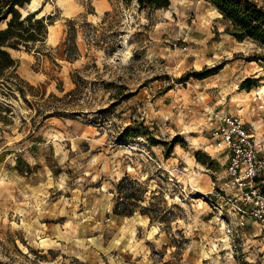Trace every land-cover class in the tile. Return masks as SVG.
Here are the masks:
<instances>
[{
  "label": "rangeland",
  "instance_id": "obj_1",
  "mask_svg": "<svg viewBox=\"0 0 264 264\" xmlns=\"http://www.w3.org/2000/svg\"><path fill=\"white\" fill-rule=\"evenodd\" d=\"M36 10L53 15L45 46L11 51L37 95L0 93V264H264V226L238 225L210 130L239 112L264 144V47L206 0Z\"/></svg>",
  "mask_w": 264,
  "mask_h": 264
},
{
  "label": "trees",
  "instance_id": "obj_2",
  "mask_svg": "<svg viewBox=\"0 0 264 264\" xmlns=\"http://www.w3.org/2000/svg\"><path fill=\"white\" fill-rule=\"evenodd\" d=\"M127 3L136 1L140 8L158 10L167 8L171 0H123ZM217 9V12L227 22L226 32L238 41L252 40L264 47V0H206ZM29 0H0V93L20 96L30 105L28 94L37 95L36 87L25 80L18 73L19 60L15 58L11 50L25 49L37 50L45 46L49 35L50 21L53 15L39 16V11L23 13ZM69 21L67 40L75 41L76 33ZM69 56V51H67ZM263 63L264 55L258 56ZM250 80L243 85L249 89L252 87ZM250 83V84H247ZM2 91V92H1ZM5 91V92H3ZM30 92V93H29ZM43 94H45L42 91ZM51 96L58 100L56 94ZM59 115H65V111H56ZM1 117V113H0Z\"/></svg>",
  "mask_w": 264,
  "mask_h": 264
},
{
  "label": "built area",
  "instance_id": "obj_3",
  "mask_svg": "<svg viewBox=\"0 0 264 264\" xmlns=\"http://www.w3.org/2000/svg\"><path fill=\"white\" fill-rule=\"evenodd\" d=\"M210 130L215 144L228 151L224 189L230 190L226 194L228 201L236 204L241 213L238 225L246 224L244 219L249 215L264 226V192L258 185L259 177L264 173V144L239 112L216 114ZM224 197L222 194L221 198Z\"/></svg>",
  "mask_w": 264,
  "mask_h": 264
},
{
  "label": "bare ground",
  "instance_id": "obj_4",
  "mask_svg": "<svg viewBox=\"0 0 264 264\" xmlns=\"http://www.w3.org/2000/svg\"><path fill=\"white\" fill-rule=\"evenodd\" d=\"M262 92H264V88H261V89H260V93H262Z\"/></svg>",
  "mask_w": 264,
  "mask_h": 264
}]
</instances>
